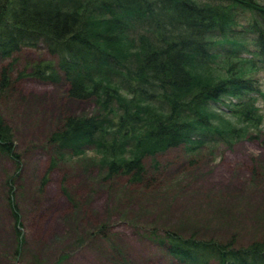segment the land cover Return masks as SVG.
<instances>
[{"label": "trees", "instance_id": "16d2710c", "mask_svg": "<svg viewBox=\"0 0 264 264\" xmlns=\"http://www.w3.org/2000/svg\"><path fill=\"white\" fill-rule=\"evenodd\" d=\"M21 37L57 57L35 63L31 77L66 79L71 97H94L99 108L67 116L48 141L71 156L91 144L108 177L142 181L143 158L168 148L232 145L246 126L212 112V103L243 124L262 122L264 4L256 0H0V55ZM11 134L0 119V149L19 170ZM12 214L21 243L15 206ZM158 242L184 264H264V238L233 247L167 232Z\"/></svg>", "mask_w": 264, "mask_h": 264}, {"label": "rangeland", "instance_id": "374dc122", "mask_svg": "<svg viewBox=\"0 0 264 264\" xmlns=\"http://www.w3.org/2000/svg\"><path fill=\"white\" fill-rule=\"evenodd\" d=\"M32 42L21 37L16 51L0 55V119L11 129L20 167L0 149V264H184L158 242L167 232L233 247L264 238V97L257 127L209 105L246 126L232 145L168 148L143 158L142 181L108 177L91 144L71 156L48 141L67 116L99 108L94 97H71L66 79L31 77L35 63L57 61L43 42ZM257 77L264 92V71Z\"/></svg>", "mask_w": 264, "mask_h": 264}, {"label": "bare ground", "instance_id": "6f19581e", "mask_svg": "<svg viewBox=\"0 0 264 264\" xmlns=\"http://www.w3.org/2000/svg\"><path fill=\"white\" fill-rule=\"evenodd\" d=\"M245 41V40H244ZM245 43V42H244Z\"/></svg>", "mask_w": 264, "mask_h": 264}]
</instances>
